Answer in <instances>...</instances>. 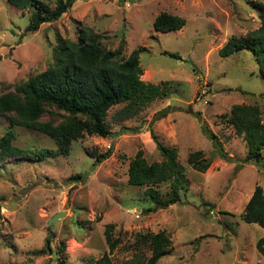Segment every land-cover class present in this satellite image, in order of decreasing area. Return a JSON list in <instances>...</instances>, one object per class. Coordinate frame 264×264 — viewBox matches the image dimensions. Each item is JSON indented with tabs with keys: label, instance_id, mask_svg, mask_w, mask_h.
<instances>
[{
	"label": "rangeland",
	"instance_id": "1",
	"mask_svg": "<svg viewBox=\"0 0 264 264\" xmlns=\"http://www.w3.org/2000/svg\"><path fill=\"white\" fill-rule=\"evenodd\" d=\"M248 1L73 0L58 20L26 32L29 10L0 0V94L48 67L57 36L75 40L80 27L100 33L108 49L121 45L123 55L143 49L138 54L140 79L166 81L170 92L123 118L115 114L121 104L112 106L105 116L112 135L72 140L68 154L34 162L5 159L0 168V264H59L60 259L63 264H93L92 259L108 252L102 235L106 223L113 225L112 235L119 240L108 252L111 264L133 254L134 234L158 230L169 236L172 246L158 264H264V255L255 249L264 229L239 215L255 185L264 196V168L242 160L244 141L221 118L232 104L249 102L259 106L264 123V77L250 50L226 57L217 53L229 36L259 25ZM161 10L182 16L184 24L154 30L152 18ZM160 110L163 116H156ZM9 126L0 116V137ZM202 127L217 134L228 158L214 151ZM150 131L176 149L187 188L178 201L140 212L148 205L145 187L128 184L125 173L138 149L148 162L159 159ZM15 132L12 143L19 148L55 149L54 141L40 131L15 127ZM86 149H109L110 155L95 161ZM194 150L209 159L202 172L186 162L187 152ZM157 188L163 193L168 185L158 183ZM57 212L63 215L50 226ZM48 236L55 258L33 254Z\"/></svg>",
	"mask_w": 264,
	"mask_h": 264
},
{
	"label": "trees",
	"instance_id": "2",
	"mask_svg": "<svg viewBox=\"0 0 264 264\" xmlns=\"http://www.w3.org/2000/svg\"><path fill=\"white\" fill-rule=\"evenodd\" d=\"M21 10H29V21L24 27L26 32H34L43 22L58 20L71 6L73 0H7ZM251 8L257 15L259 25L241 35H231L217 49L218 55L226 57L236 50L248 49L254 55L264 77V1L249 0ZM185 22L182 16L173 15L164 10L157 12L151 21L154 30L170 31L179 29ZM77 38L57 36L53 47L52 63L27 78L10 84L0 94V116L6 117L10 126L0 137V168L10 156L27 159L31 162L68 154L72 140L85 135L97 134L111 136L105 116L114 105H120L115 114L126 117L135 114L149 104L155 97H164L170 93L167 82H146L140 79L142 68L138 62L139 52L143 49L132 48L126 55L121 53V45L108 49L100 41V33L88 27L77 29ZM169 57H178L175 53L162 51ZM160 110L156 116H163ZM46 115L45 118H42ZM221 118L229 125L234 134L244 141L245 153L242 158L264 168V123L261 110L255 103L236 102ZM15 127L37 130L50 137L55 149L41 147L19 148L13 144L16 137ZM209 138L214 151L221 158H228L221 149L217 134L209 128L202 127ZM154 148L159 159H145L142 149L131 156L126 168V182L131 186H144V195L148 205L141 209L163 208L178 201L187 187L184 177V165L177 159L173 146L165 144L154 132L150 131ZM86 154L95 161L105 159L110 150L104 152L89 151ZM186 162L199 172L204 171L209 159L201 150L188 151ZM79 178V175L74 176ZM158 183H167L163 193L157 188ZM240 218L246 223H255L264 229V196L259 185L252 189L247 201L242 205ZM113 225L104 224L102 235L108 252L119 242L112 235ZM51 236L46 238L44 246L34 249L32 253L52 254ZM130 246L133 254L119 264H158L157 260L172 250L171 240L162 231L136 233ZM65 242L62 241V248ZM255 249L264 255V236L255 241ZM135 250V251H134ZM108 252L92 259L93 264H111ZM63 259L59 264H63ZM43 264H48L44 262Z\"/></svg>",
	"mask_w": 264,
	"mask_h": 264
},
{
	"label": "water",
	"instance_id": "3",
	"mask_svg": "<svg viewBox=\"0 0 264 264\" xmlns=\"http://www.w3.org/2000/svg\"><path fill=\"white\" fill-rule=\"evenodd\" d=\"M63 214L61 212H57L50 220L49 225L52 226V222L55 221L56 219H58L59 217H61ZM56 256V252L53 251L52 252V258H55Z\"/></svg>",
	"mask_w": 264,
	"mask_h": 264
},
{
	"label": "built area",
	"instance_id": "4",
	"mask_svg": "<svg viewBox=\"0 0 264 264\" xmlns=\"http://www.w3.org/2000/svg\"><path fill=\"white\" fill-rule=\"evenodd\" d=\"M139 211V210H138ZM138 211H134V215L137 216L138 215Z\"/></svg>",
	"mask_w": 264,
	"mask_h": 264
}]
</instances>
